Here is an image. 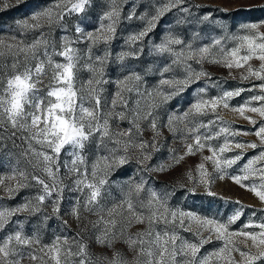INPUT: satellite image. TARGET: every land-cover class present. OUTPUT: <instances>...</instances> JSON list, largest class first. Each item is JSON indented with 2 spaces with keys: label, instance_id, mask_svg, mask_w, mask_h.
Segmentation results:
<instances>
[{
  "label": "rangeland",
  "instance_id": "1",
  "mask_svg": "<svg viewBox=\"0 0 264 264\" xmlns=\"http://www.w3.org/2000/svg\"><path fill=\"white\" fill-rule=\"evenodd\" d=\"M0 264H264V0H0Z\"/></svg>",
  "mask_w": 264,
  "mask_h": 264
},
{
  "label": "trees",
  "instance_id": "2",
  "mask_svg": "<svg viewBox=\"0 0 264 264\" xmlns=\"http://www.w3.org/2000/svg\"><path fill=\"white\" fill-rule=\"evenodd\" d=\"M133 22H134V20L131 19L127 22V24H132ZM139 22H141V21H139ZM85 25H87V23ZM154 54H155L154 48L145 44L143 51H142V56H151Z\"/></svg>",
  "mask_w": 264,
  "mask_h": 264
}]
</instances>
